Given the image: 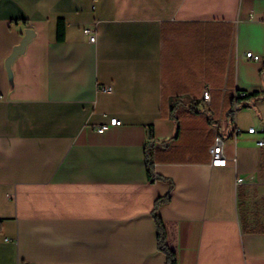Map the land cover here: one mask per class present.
<instances>
[{
    "label": "crops",
    "instance_id": "1",
    "mask_svg": "<svg viewBox=\"0 0 264 264\" xmlns=\"http://www.w3.org/2000/svg\"><path fill=\"white\" fill-rule=\"evenodd\" d=\"M242 92H264V0H0V264H166L157 217L178 264H264V97Z\"/></svg>",
    "mask_w": 264,
    "mask_h": 264
},
{
    "label": "trees",
    "instance_id": "2",
    "mask_svg": "<svg viewBox=\"0 0 264 264\" xmlns=\"http://www.w3.org/2000/svg\"><path fill=\"white\" fill-rule=\"evenodd\" d=\"M58 36L60 39L64 38V20L60 19L58 23ZM264 97V92H253L244 96L238 94L236 99V107H249L253 105L256 99ZM229 122L235 117V110L229 112ZM147 163L149 177L154 180L155 174L152 169L153 166V153L147 150ZM169 197L158 198L157 204L165 202ZM158 225V245L159 248L166 254V264H178L179 262V243H178V225L175 219L157 217Z\"/></svg>",
    "mask_w": 264,
    "mask_h": 264
},
{
    "label": "built area",
    "instance_id": "3",
    "mask_svg": "<svg viewBox=\"0 0 264 264\" xmlns=\"http://www.w3.org/2000/svg\"><path fill=\"white\" fill-rule=\"evenodd\" d=\"M84 33L88 36V38L91 42H96V40H97L96 32L91 31L89 28H84ZM247 57L251 58L255 61L261 60V56L259 54H255L252 51L247 52ZM102 89L104 91H109V90H111V86H104ZM246 94L247 93H245V92L241 93L242 96H244ZM203 98L207 102H210V99H211L210 89L206 88L203 91ZM121 123H122V121L119 118L114 117V118H111L108 123H103L102 125L98 126L97 131L104 132L110 126L120 125ZM257 131L258 130L255 127H251L248 130L249 133H256ZM257 144L259 146H264V139L258 140ZM210 153H211V163L213 166H226L228 164V158H227L225 151H224V139L222 136H220V135L216 136L215 143L211 147ZM242 180H243L242 178H238L237 182L241 183Z\"/></svg>",
    "mask_w": 264,
    "mask_h": 264
},
{
    "label": "water",
    "instance_id": "4",
    "mask_svg": "<svg viewBox=\"0 0 264 264\" xmlns=\"http://www.w3.org/2000/svg\"><path fill=\"white\" fill-rule=\"evenodd\" d=\"M33 35H34V31L31 28L27 29L25 36L23 37L21 42L17 46H15L13 53L10 55V57L7 59V62H6L9 71H10L11 63L13 62V60L17 57V55L25 51L26 46L32 39Z\"/></svg>",
    "mask_w": 264,
    "mask_h": 264
}]
</instances>
